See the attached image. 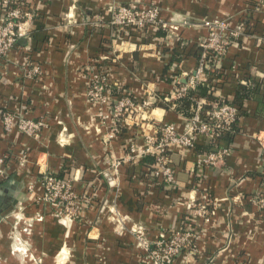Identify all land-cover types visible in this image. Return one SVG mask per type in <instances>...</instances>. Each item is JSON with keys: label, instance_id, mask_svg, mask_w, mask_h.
I'll return each mask as SVG.
<instances>
[{"label": "crops", "instance_id": "obj_1", "mask_svg": "<svg viewBox=\"0 0 264 264\" xmlns=\"http://www.w3.org/2000/svg\"><path fill=\"white\" fill-rule=\"evenodd\" d=\"M138 2L156 4L175 35L165 26L146 27L113 50L105 23L112 7ZM23 6L33 16L27 34L0 61V110L44 119L46 126L34 139L0 125V155L8 167L0 190L11 199L0 212V264H146L135 233L143 230L153 243L161 232L184 226L194 233V249L171 264H264V212L249 200L264 190V41L257 40L264 35V0H25ZM213 19L244 20L249 32L229 46L211 81L212 98L240 109L234 134L220 142H229L231 152L214 167H198L194 152L209 149L206 137H196L194 152L173 145L175 182L168 185L148 174L151 155L129 157L128 145L140 143L160 121L183 129L192 111L177 110L170 94L177 77L183 82L193 72L206 32L202 21ZM174 53H182L179 61H171ZM104 55H114L101 60L112 96L125 91L138 103L149 102L121 119L110 139L86 100L89 66ZM25 57L40 66V75L22 76ZM240 85L248 89L238 104ZM111 158L123 159L116 174L109 171ZM43 172L70 178L83 201L76 219L63 221L57 207L37 200ZM203 194L212 204L208 222L187 214L190 200ZM14 208L42 218L5 219ZM15 227L30 230L22 242L9 236ZM21 244L28 251H15Z\"/></svg>", "mask_w": 264, "mask_h": 264}, {"label": "built area", "instance_id": "obj_2", "mask_svg": "<svg viewBox=\"0 0 264 264\" xmlns=\"http://www.w3.org/2000/svg\"><path fill=\"white\" fill-rule=\"evenodd\" d=\"M15 1L17 0H0V61L3 62L6 61L8 53L15 49L18 40L27 34L25 24L33 16L32 11L23 5H15ZM159 12V7L153 3L138 2L112 7L111 16L105 23L112 29L110 43L113 50L118 44L128 42L133 32H139L146 27L165 26L175 35L172 29L163 23ZM93 22L100 24L102 20ZM202 24L206 32L198 42L199 50L195 68L192 73L186 75L183 82L180 81V77L175 79V85L170 94L172 99L185 96L189 90H195L199 83L206 81L208 75L206 69L209 70L210 77L220 73L222 61L229 46L241 37L249 35L244 20L238 21L235 25H230L222 19L203 20ZM257 40L264 41V35L259 36ZM100 58H96L89 66L86 100L89 105L96 108L110 130L108 132L110 139L118 132L121 119L128 116L131 118L132 114L142 111L149 102L144 100L138 103L125 91L113 97L108 66L101 60L113 59L114 55H104ZM25 59L27 58H24L22 76L32 78L40 75V66L29 63ZM239 82L246 83L245 80ZM170 98H164L163 101L168 102ZM154 99L160 100L156 97ZM192 101L194 103L191 108L192 112L190 116L184 118L182 130H178L173 123L160 121L154 125L152 132L143 133L140 143L130 141L128 145L129 157L135 158L145 154L153 156L148 174L168 185H173L175 182V169L169 155V150L173 145L194 152L196 137L198 135L206 137L209 149L194 152V161L198 167H214L223 162L231 152L229 142L226 144L220 142L226 136L230 137L234 134L235 123L239 117V107L233 102L217 97L207 100L199 91L196 92V96L192 97ZM0 125L5 132L16 129L36 139L46 123L44 119L25 118L19 113L0 110ZM122 161L123 159L120 158H111L109 171L116 174ZM7 169L5 157L0 155V177L4 176ZM39 182L42 187V194L39 198L42 202L57 207L64 219L77 215L83 201L74 191L70 178H58L52 173L43 172ZM249 200L257 206L258 210L264 212V190L254 193ZM210 202L208 194L201 195L198 200H190L187 204V214L189 217L208 222L213 213ZM193 238L194 233L189 226L163 231L153 243L145 236L143 230L140 229L135 233V243L143 250L147 260L146 264H171L183 250L194 249Z\"/></svg>", "mask_w": 264, "mask_h": 264}, {"label": "trees", "instance_id": "obj_3", "mask_svg": "<svg viewBox=\"0 0 264 264\" xmlns=\"http://www.w3.org/2000/svg\"><path fill=\"white\" fill-rule=\"evenodd\" d=\"M24 3H25V0H17V1H15V5H24ZM0 11H1V7H0ZM177 54L174 53V55H172V60L171 61H179L180 60L182 53H177ZM206 72L208 73V76H209L208 78L209 79L204 81V82L199 83L196 86L195 90H197L199 92H202L204 97L207 98V100H212V96H211L210 93H208V91L209 92L212 91L211 88H213V87H212L211 81L215 80L216 77H219V73L215 74L213 77H210V73H209L208 69H206ZM247 89L248 88H246V87H244L242 85L239 86V89H238V92H237V99L238 100L236 99L238 104L240 103V101H241V99L243 97H246ZM195 90H189L188 93L185 96L176 99L175 102L177 104V108H176L177 110L186 113V111H184V109H188L189 110V109H191L193 107L194 103L192 101V97L196 96V92H197ZM113 91H114V89H113ZM186 114H187V116H190L191 113H189V115H188V113H186ZM151 157L152 158H151V161H150L149 165H151L152 162H153V156H151ZM91 196H92V194H91ZM91 196L88 197V200H89V202L93 203V200H95L96 197H93V196L91 197Z\"/></svg>", "mask_w": 264, "mask_h": 264}, {"label": "rangeland", "instance_id": "obj_4", "mask_svg": "<svg viewBox=\"0 0 264 264\" xmlns=\"http://www.w3.org/2000/svg\"><path fill=\"white\" fill-rule=\"evenodd\" d=\"M39 197H37V200L38 201H41ZM49 205H51V204H49ZM6 214L7 215L4 218L5 219L13 220V222L14 221H21V220H32V219L42 218V216L40 215L41 213H38L35 216L34 215L33 216L32 215L27 216V215L24 214L23 209H16V208L8 211ZM57 215H58V218L61 219V220H63V221H72V220L76 219V215L74 217H65V219H64V217H62L59 214L58 211H57ZM29 231H30L29 228H16L15 227V228H11L10 229L9 236H10V238H12L14 236V238H16L17 240L20 239L21 242H22V240H23V234L24 233H27L28 234ZM19 232H21V233H19ZM17 249L18 250L15 249V251L23 252V253L26 252V251H28V250H26V248L22 244L21 245H17Z\"/></svg>", "mask_w": 264, "mask_h": 264}, {"label": "water", "instance_id": "obj_5", "mask_svg": "<svg viewBox=\"0 0 264 264\" xmlns=\"http://www.w3.org/2000/svg\"><path fill=\"white\" fill-rule=\"evenodd\" d=\"M5 194L0 190V212L7 209L10 206L11 199L6 200Z\"/></svg>", "mask_w": 264, "mask_h": 264}]
</instances>
